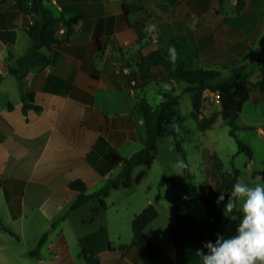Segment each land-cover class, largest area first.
Returning a JSON list of instances; mask_svg holds the SVG:
<instances>
[{"label": "crops", "instance_id": "obj_1", "mask_svg": "<svg viewBox=\"0 0 264 264\" xmlns=\"http://www.w3.org/2000/svg\"><path fill=\"white\" fill-rule=\"evenodd\" d=\"M18 1L0 0V264H151L130 226L149 199L132 212L106 205L89 221L98 201L71 210L78 191L70 184L79 180L91 193L142 148L145 128L137 102L147 99L151 83L158 98L147 99L151 105L169 86L149 82L131 90L139 51L174 47L186 67L223 75L232 64L253 61L264 45V0H245L238 13L235 0L228 12L224 0H43L56 17L74 21L73 31L66 41L43 48L48 64L32 67L20 84L7 71L8 55L21 57L29 44L24 29L31 15L20 11ZM133 4L139 9L125 11ZM148 25L156 27L145 31ZM63 30L60 24L57 38ZM21 90L39 110H24ZM177 132L182 138L175 149L185 158L182 142L189 136ZM258 137H264V129ZM259 168L247 184L264 183ZM134 170L136 176L143 169ZM183 174L190 183L188 171ZM202 184L209 194L217 181L209 175ZM120 189L107 197L127 195ZM184 213L203 218L205 210ZM173 222V212L157 211L143 231L177 264H202L196 250L203 247L192 234L175 250L169 234Z\"/></svg>", "mask_w": 264, "mask_h": 264}, {"label": "trees", "instance_id": "obj_2", "mask_svg": "<svg viewBox=\"0 0 264 264\" xmlns=\"http://www.w3.org/2000/svg\"><path fill=\"white\" fill-rule=\"evenodd\" d=\"M245 0H235V12H240L244 7ZM221 0H219V3ZM18 7L26 15H31V20L25 26V32L29 37V44L24 55L13 59L8 55L7 71L15 77L20 84L28 71L37 65H46L49 62L48 56L41 50H49L52 45L66 41L73 31V20H68L60 16L56 17L52 11L46 7L43 0H19ZM139 9L136 4L125 6ZM148 18L139 19L137 25L145 23ZM64 27L60 38L56 36L59 25ZM253 61L258 68L259 74L256 81L249 78L250 72L244 65L232 64L226 75H222L220 70L204 68H188L184 58L175 57L172 60L168 47L165 49L154 48L146 53L139 51L136 57V72L131 76L136 78V86L141 90L149 82H161L165 79L182 82L186 92H189L190 116L196 122L197 131L209 129L217 116L226 121L230 136L236 138L235 132L240 128L236 124V119L242 111L244 104L248 101L253 89L264 93V45L254 52ZM2 76L0 74V81ZM211 92L217 95L220 109L211 113L208 117L200 116L199 110L204 99L203 93ZM21 101L24 110L39 107L33 105L29 94L21 90ZM180 94L164 92L161 100L151 105L144 97L139 98L137 107L142 114L145 128V137L141 149L125 158L118 174L104 183L99 189L86 193L85 187L79 180H75L70 187L78 191V194L70 206L75 209L91 199L98 201V207L93 209L89 221L93 220L97 213L106 207L104 199L109 193L119 187L130 189L138 184L146 175L148 168L152 164L157 153V141L164 135H171L176 148L178 149L181 136L167 130V125L172 120L178 118L177 106L180 104ZM238 153H243L251 158L250 148L236 138ZM212 169L218 179L217 186L207 195H199L192 189L193 198L199 200L205 210L203 218H196L185 214L178 207L173 209L174 222L169 228L171 242L176 251L187 234H192L199 240L202 247L204 242L215 243L218 238H228L235 234V229L240 222L239 213L233 209L229 211L227 204L231 197L232 186L238 182L239 172L233 168L230 171L223 169V163L216 156L212 158ZM137 166H143L136 176L133 170ZM224 192L225 199L217 203L218 197ZM236 215L237 219L232 220L231 216ZM157 216V211L153 205H146L140 212L135 214L131 220V232L133 240L143 250L146 259L151 264H177L173 257L167 254L162 248L156 245L144 233L145 226ZM44 235L40 238L35 247L37 251L44 240ZM207 251V249H205ZM93 264V263H91Z\"/></svg>", "mask_w": 264, "mask_h": 264}, {"label": "rangeland", "instance_id": "obj_3", "mask_svg": "<svg viewBox=\"0 0 264 264\" xmlns=\"http://www.w3.org/2000/svg\"><path fill=\"white\" fill-rule=\"evenodd\" d=\"M232 1L224 0L223 9L226 12H228ZM244 66L250 72V80L256 81L258 73L255 63L252 60L246 61ZM226 74L227 71H223V75ZM160 83L162 87L169 86L167 92L180 93L181 101L176 108L178 118L172 120L166 128L169 132L175 133L178 130L177 133L182 134L181 130H184L188 134L189 137L182 142L185 158L177 153L171 135L161 137L157 142V153L148 170L149 175L130 189H120L119 192H126L127 195L111 193L109 198L104 199L107 206L117 209L118 212H132V209L137 208L138 204L144 203L146 199L151 201L146 205H153L159 212H173L175 207L183 212H202L204 207L199 200L192 198V189L194 188L197 194L207 195L202 182L209 175L218 184L211 165L214 156L223 163L224 170L230 171L232 167L237 169L239 182L242 183H248L253 169L264 166V137H258L260 130L264 129V101H262L264 96L258 90L251 91L248 101L236 119V124L240 128L235 132V135L240 142L250 148L251 158H249L243 153L237 152L236 138L229 135V127L220 116H217L209 129L205 131L195 129L196 122L190 116L191 106L184 83L168 79ZM154 86L151 83L146 92V98L151 102L158 101ZM203 95L204 99L199 113L200 116L207 117L211 113L217 112L220 106L216 94L205 91ZM176 160H182L185 163L184 169L190 174V183H186L187 179L183 171L181 175L174 173L175 169L172 164ZM246 164L251 166L245 169ZM141 169L143 166H138L134 173L136 174Z\"/></svg>", "mask_w": 264, "mask_h": 264}, {"label": "clouds", "instance_id": "obj_4", "mask_svg": "<svg viewBox=\"0 0 264 264\" xmlns=\"http://www.w3.org/2000/svg\"><path fill=\"white\" fill-rule=\"evenodd\" d=\"M155 27L148 25L145 31ZM169 55L175 60L177 54L174 47L169 48ZM172 167L175 174L181 175L186 165L182 160H176ZM258 170L264 171V166ZM229 196L228 210L235 209L239 213L240 222L235 234L218 238L215 243L204 242L203 249L207 252L197 249L196 255L202 264H264V183L249 185L237 182ZM224 199V192H221L217 203ZM231 219L236 220L237 216L233 215Z\"/></svg>", "mask_w": 264, "mask_h": 264}, {"label": "built area", "instance_id": "obj_5", "mask_svg": "<svg viewBox=\"0 0 264 264\" xmlns=\"http://www.w3.org/2000/svg\"><path fill=\"white\" fill-rule=\"evenodd\" d=\"M129 83H130V88H131V90H135V86H136V78L133 77V76H131V77H130V81H129Z\"/></svg>", "mask_w": 264, "mask_h": 264}, {"label": "water", "instance_id": "obj_6", "mask_svg": "<svg viewBox=\"0 0 264 264\" xmlns=\"http://www.w3.org/2000/svg\"><path fill=\"white\" fill-rule=\"evenodd\" d=\"M260 132H262V130H260Z\"/></svg>", "mask_w": 264, "mask_h": 264}]
</instances>
